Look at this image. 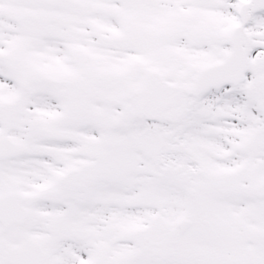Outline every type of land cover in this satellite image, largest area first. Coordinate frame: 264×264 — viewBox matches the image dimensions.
Masks as SVG:
<instances>
[{
    "label": "snow or ice",
    "instance_id": "snow-or-ice-1",
    "mask_svg": "<svg viewBox=\"0 0 264 264\" xmlns=\"http://www.w3.org/2000/svg\"><path fill=\"white\" fill-rule=\"evenodd\" d=\"M0 264H264V0H0Z\"/></svg>",
    "mask_w": 264,
    "mask_h": 264
}]
</instances>
